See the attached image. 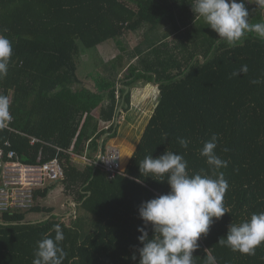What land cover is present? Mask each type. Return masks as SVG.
Instances as JSON below:
<instances>
[{
	"label": "trees",
	"instance_id": "trees-1",
	"mask_svg": "<svg viewBox=\"0 0 264 264\" xmlns=\"http://www.w3.org/2000/svg\"><path fill=\"white\" fill-rule=\"evenodd\" d=\"M193 2L0 0V34L13 48L8 74L0 79V95L9 97L13 117V130L0 129L4 160L10 149L26 164L58 155L65 170L60 184L76 203L70 223L54 207L41 206L39 200L48 196L53 182L35 191L30 210L4 213L0 264H33L37 242L46 234L54 237L55 224L65 237L63 264H139L138 228L144 222L138 209L170 191L167 180L142 177L139 163L167 150L184 157L190 175H212L200 153L213 134L218 137L217 155L227 161L220 171L229 185L224 197L229 213L213 218L193 253L195 264H207L208 254L217 264H264V244L249 256L219 243L232 223L264 212V40L248 33L236 46L227 45L195 16ZM248 6L249 23L264 22V10L255 3ZM134 32H143V39L131 50L122 39ZM109 40L119 54L103 61L107 73L94 77V90L79 78L78 61L83 47L97 49ZM243 65L247 73L233 76ZM254 79L260 83H251ZM120 82L130 88L150 83L160 93L130 161L110 179L95 162L102 137L108 134L106 146L118 136L115 120L122 100L123 111L131 108L132 92L125 95ZM31 137L41 141L32 144ZM179 138L188 140L187 148ZM71 149L91 162L79 167ZM28 213L46 215L34 222L26 219ZM146 230L151 238V225Z\"/></svg>",
	"mask_w": 264,
	"mask_h": 264
},
{
	"label": "clouds",
	"instance_id": "clouds-1",
	"mask_svg": "<svg viewBox=\"0 0 264 264\" xmlns=\"http://www.w3.org/2000/svg\"><path fill=\"white\" fill-rule=\"evenodd\" d=\"M248 2L264 10V0ZM191 10L229 46L241 43L248 33H254L264 40V22L249 23V12L243 2L194 0ZM12 54V42L0 34V79L8 74ZM247 71V65H243L232 75ZM251 83L258 84L260 80L254 79ZM12 119L9 97L0 95V129L6 128ZM217 141L218 137L213 134L200 153L211 166L212 175H190L184 157L167 150L157 158L146 156L139 163L142 177H157L159 179L154 180L158 182L167 180L170 186L167 194L142 202L138 209L139 217L144 222V226L138 228L141 233L138 240L142 244L138 249L139 264H195L193 253L200 247L199 239L208 234L213 218L218 220L229 213L224 204L229 185L220 171L227 167V161L217 155ZM179 143L187 148L189 142L179 138ZM223 151L228 149L224 148ZM134 179L137 183L141 182ZM149 225L154 233L151 238L146 230ZM53 230L54 237L46 234L37 242L33 264H63L65 253L61 243L65 237L60 224H55ZM219 243L233 252L254 256L256 249L264 244V212L254 213L250 220L239 224L232 223ZM132 259H136L135 253ZM206 261L207 264H217L216 257L211 254L207 255Z\"/></svg>",
	"mask_w": 264,
	"mask_h": 264
},
{
	"label": "rangeland",
	"instance_id": "rangeland-1",
	"mask_svg": "<svg viewBox=\"0 0 264 264\" xmlns=\"http://www.w3.org/2000/svg\"><path fill=\"white\" fill-rule=\"evenodd\" d=\"M237 2H243L245 4L246 9L250 13V9H248L249 8L248 5H252V3H249L248 0H237ZM142 39H143V32H139V33L134 32L127 34L126 36H124L122 40L124 44L128 46L129 49L132 50L133 47H135ZM82 49H83V53L78 61V76L81 79V81L84 82L88 87L89 82L92 83L95 82L94 80L95 76H97L98 74L107 73L104 64L100 63L101 57L104 58L105 60H108L119 54V50L118 47L116 46V43L113 40H109L101 44L97 49L96 48L86 49L84 47ZM98 51L101 57L99 56ZM137 86L141 89L143 88L152 89L153 87L151 85H144L143 82L137 83L135 87ZM153 88L155 92H150L148 90L146 92L144 91L145 89L141 91L143 94L142 96L148 95L149 97L148 99L150 100L152 99V105H153L152 108H154V106L157 104L160 93V91L159 90L157 91L155 87ZM136 111H138V114H135L133 119L128 118V122L131 123V125L135 126L140 121L139 128L136 129L137 131L132 130V127L130 125L126 126L125 128H122V132L119 133V136L110 139L107 143L110 146H116L117 148H119V150L121 151V161L123 166H126L127 163L130 161L129 158L131 157L134 149L136 148V144L138 143V141L140 140L143 134L142 132L144 129L143 128L144 124L147 120H149V116L152 113L151 111H147L145 117L141 120L140 117L143 116L141 115L143 113V107L140 106L139 109L136 108ZM95 112H97V110ZM121 118H119L120 121L121 120L123 121L124 118L123 117ZM107 125L109 124L102 123V127H107ZM75 162L81 168L84 167L85 165L81 160H77ZM60 182L61 181L59 182L57 181L53 189L51 188L48 196L44 199H40L39 201L41 206L54 207L55 213L62 217L61 218L62 221H66V223H70L72 217H74V214L76 212V209L74 207L76 203L74 202V198L72 194H69L64 189V186L60 184ZM45 215L46 214L44 213H28L26 219L35 222L42 219V217H44Z\"/></svg>",
	"mask_w": 264,
	"mask_h": 264
},
{
	"label": "built area",
	"instance_id": "built-area-1",
	"mask_svg": "<svg viewBox=\"0 0 264 264\" xmlns=\"http://www.w3.org/2000/svg\"><path fill=\"white\" fill-rule=\"evenodd\" d=\"M6 128L13 130L9 124ZM31 138L32 144L41 141L37 137ZM5 145L11 147V142L7 141ZM5 154V149L0 147L1 218L7 212L30 210L36 204V190L43 189L48 184L60 181L65 177V170L58 155L45 163L26 164L17 159V152L13 149L8 150L7 160H4ZM70 154L73 158L79 157L84 163L91 162L87 156L77 155L72 149ZM98 167L108 173L110 179L122 173L124 169L119 148L107 144Z\"/></svg>",
	"mask_w": 264,
	"mask_h": 264
},
{
	"label": "crops",
	"instance_id": "crops-1",
	"mask_svg": "<svg viewBox=\"0 0 264 264\" xmlns=\"http://www.w3.org/2000/svg\"><path fill=\"white\" fill-rule=\"evenodd\" d=\"M101 51V50H100ZM102 52V51H101ZM103 53V52H102ZM104 54V53H103ZM99 56H100V53H99ZM101 57V56H100ZM101 60L102 61H100V63L101 64H103L104 62H108L109 60H111V58L110 59H108V60H105L104 58H102L101 57ZM104 61V62H103ZM124 83L122 82H120V84H119V86H121V87H126V92H125V95L129 92V90H131V92H132V103H131V108H130V110L129 111H123V109H121V110H119L120 109V107H119V109H118V111H117V113L118 112H121V114L120 115H116V124L117 125H119V132H118V136H119V133H121L122 132V128H125L126 126H131L132 127V130H135V131H137L136 129L137 128H139V124H140V121L135 125V126H133V125H131V123H129L128 122V118L129 119H133L134 118V116H135V114H138V111H136V108H138L139 109V107L141 106V107H143V113L141 114V115H143L142 117H140V119L142 120L144 117H145V115H146V113H147V111H151L152 113L154 112V109H155V107H156V105L154 106V108H152V99L150 100V99H148L149 97H148V95L147 96H142L143 94H142V90H144L145 88H143V89H141V88H139L138 86L137 87H132V88H130L129 86H126V85H123ZM144 85H151V86H153V87H155L156 89H157V91L159 90L158 89V87H156V86H154L153 84H150V83H148V84H144ZM88 87H90V88H92V89H94V90H96V82H89V84H88ZM152 87V89H148V88H146L144 91H146L147 92V90L148 91H150V92H155L154 91V88ZM124 100H122V102H123ZM158 103V102H157ZM122 104V103H121ZM138 105H139V107H138ZM121 106V105H120ZM152 108V109H151ZM148 109H151V110H148ZM152 113L150 114V116H149V118L151 117V115H152ZM121 117H123L124 119H123V121L121 120L120 121V119L119 118H121ZM122 119V118H121ZM148 121L149 120H147L146 122H145V124H144V129H143V131L145 130V127H146V125H147V123H148ZM121 122V123H120ZM143 133V132H142ZM101 142V141H100ZM139 142V141H138ZM113 144V143H112ZM138 144V143H137ZM137 144H136V146H137ZM129 148H131V147H129ZM136 149V148H135ZM135 149H134V151H135ZM134 151H133V153H134ZM133 153H132V155H133ZM131 155V156H132ZM73 158V157H72ZM74 159V161H77V160H81L79 157H77V158H73ZM129 159H131V157L129 158ZM82 161V160H81ZM83 162V161H82ZM84 163V162H83ZM69 201H70V199H69ZM72 201V200H71ZM71 205V204H70Z\"/></svg>",
	"mask_w": 264,
	"mask_h": 264
},
{
	"label": "water",
	"instance_id": "water-1",
	"mask_svg": "<svg viewBox=\"0 0 264 264\" xmlns=\"http://www.w3.org/2000/svg\"><path fill=\"white\" fill-rule=\"evenodd\" d=\"M123 105H124V101L122 102L121 106H120V109L121 110L123 108ZM120 112L117 113V116ZM108 136V134L104 135L101 139V142H100V147H99V155L97 157V161H96V164H95V167L97 168L99 166V163L101 162V159H102V155H103V152H104V140L105 138Z\"/></svg>",
	"mask_w": 264,
	"mask_h": 264
}]
</instances>
